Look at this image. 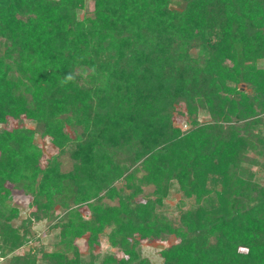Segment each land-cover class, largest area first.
I'll return each mask as SVG.
<instances>
[{
  "label": "trees",
  "instance_id": "1",
  "mask_svg": "<svg viewBox=\"0 0 264 264\" xmlns=\"http://www.w3.org/2000/svg\"><path fill=\"white\" fill-rule=\"evenodd\" d=\"M85 2L0 0V125L35 123L73 164L0 129L1 249L28 247L6 264H151L140 243L169 236L162 264H264V162L245 161L264 158V0H94L79 19ZM173 187L192 201L174 220ZM12 189L32 196L18 227ZM44 220L49 252L29 246ZM103 235L115 252H96Z\"/></svg>",
  "mask_w": 264,
  "mask_h": 264
},
{
  "label": "rangeland",
  "instance_id": "2",
  "mask_svg": "<svg viewBox=\"0 0 264 264\" xmlns=\"http://www.w3.org/2000/svg\"><path fill=\"white\" fill-rule=\"evenodd\" d=\"M93 1L94 0H86L85 2V8L83 10H80L78 12V18H82L84 15H88L93 11ZM259 67H264V61H260L258 63ZM197 120L200 123H206L210 122V118L205 113H200L197 116ZM174 125L181 129L182 131H185L189 128L188 124H185L183 121H181L180 117H178L177 114H174ZM18 126H22L29 130H35L38 133H36L34 137V143L38 145V147L42 151L43 158L41 159V164L44 166L46 164V161L52 157L58 156V161L60 163V170L63 173L69 172L72 169V161L69 158V154L65 153L63 155H58V151L51 146L49 140L43 139L40 137L39 130L35 123L29 122V121H23L20 124L14 122L13 120H10L5 125H0L1 128H6L7 130H11L13 128H16ZM255 158L259 162H264V158L261 157H254L253 154H249L247 158H245V161L250 158ZM119 163L130 167L131 163L127 162V160L123 159L122 157L119 158ZM131 169V167H130ZM131 171V170H130ZM252 172L257 173L256 180L257 183L260 185H264V172H258V170L255 167H252ZM142 172L138 173V176H141ZM117 189H121L125 187L124 181H117L114 184ZM125 189V188H124ZM125 193L131 192L130 189H125ZM153 187L152 186H142V193L138 196L137 199L139 200H145L148 198H154L152 195ZM31 201L32 196L30 194L24 193L23 191L14 190L12 189V200L9 202V207L14 208L18 211V217L12 221V225L14 227H18L21 222L26 219L28 214L30 213L32 207H31ZM181 194L179 191H177L176 187H173L171 189L168 197L164 200V213L169 218L174 220L178 217L179 211L178 207H180L179 203H186V205H190L192 201H185L181 202ZM106 203L109 204H116L115 201H108L105 200ZM181 208L184 209V205L181 206ZM80 213L83 216V218L87 219L89 216L88 209L83 206L80 208ZM57 214L61 215L60 211H57ZM51 222L49 220H44L41 222H33L30 230V237L32 239V242L29 244V246H32L36 244L38 247H43L45 251L49 252L52 250V244L57 239V230H51L49 226H51ZM84 239L78 240L77 244L80 248V253L82 257H85L87 255V248L85 244ZM176 242V239L173 236H169L164 241H143L140 243V252L142 257L148 259L151 264H162V259L159 256V253L161 250L167 248L169 245ZM96 252H99L101 255H104L106 253H113L116 250L114 248H111L107 242V238L103 235L99 239V245L95 246ZM15 251V252H14ZM10 255H23L28 251L27 246H23L22 248H17L14 250ZM9 259V258H8ZM7 262V261H6ZM6 262L4 264H6ZM38 264H41L39 262Z\"/></svg>",
  "mask_w": 264,
  "mask_h": 264
},
{
  "label": "built area",
  "instance_id": "3",
  "mask_svg": "<svg viewBox=\"0 0 264 264\" xmlns=\"http://www.w3.org/2000/svg\"><path fill=\"white\" fill-rule=\"evenodd\" d=\"M20 248H22V247H20ZM15 252V251H14ZM11 255L10 254H8V255H4L3 254V251H2V249H1V242H0V264H4L7 260H8V258L10 257Z\"/></svg>",
  "mask_w": 264,
  "mask_h": 264
},
{
  "label": "clouds",
  "instance_id": "4",
  "mask_svg": "<svg viewBox=\"0 0 264 264\" xmlns=\"http://www.w3.org/2000/svg\"><path fill=\"white\" fill-rule=\"evenodd\" d=\"M69 79H71V77H69Z\"/></svg>",
  "mask_w": 264,
  "mask_h": 264
}]
</instances>
